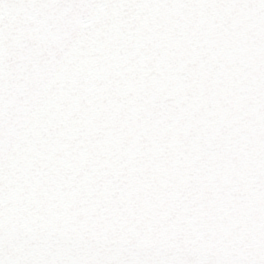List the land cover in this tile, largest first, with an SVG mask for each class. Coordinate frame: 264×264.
<instances>
[{
  "label": "snow or ice",
  "instance_id": "6c2138e0",
  "mask_svg": "<svg viewBox=\"0 0 264 264\" xmlns=\"http://www.w3.org/2000/svg\"><path fill=\"white\" fill-rule=\"evenodd\" d=\"M0 264H264V0H0Z\"/></svg>",
  "mask_w": 264,
  "mask_h": 264
}]
</instances>
